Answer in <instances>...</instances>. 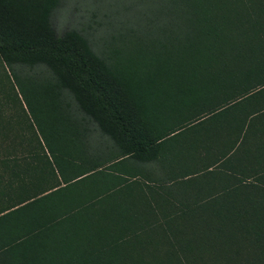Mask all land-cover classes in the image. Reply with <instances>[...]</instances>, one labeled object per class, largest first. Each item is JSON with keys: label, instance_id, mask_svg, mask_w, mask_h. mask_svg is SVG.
Masks as SVG:
<instances>
[{"label": "trees", "instance_id": "trees-1", "mask_svg": "<svg viewBox=\"0 0 264 264\" xmlns=\"http://www.w3.org/2000/svg\"><path fill=\"white\" fill-rule=\"evenodd\" d=\"M67 1L0 0V264H264V0Z\"/></svg>", "mask_w": 264, "mask_h": 264}, {"label": "rangeland", "instance_id": "rangeland-1", "mask_svg": "<svg viewBox=\"0 0 264 264\" xmlns=\"http://www.w3.org/2000/svg\"><path fill=\"white\" fill-rule=\"evenodd\" d=\"M121 4V0H68L64 9L58 14L56 20L57 26L70 22L76 23L78 20H86V17L93 18V21L101 20L115 21L123 19V14H115L114 12ZM94 15V16H93ZM130 17L129 15H125ZM94 36L98 37L105 32L112 30L113 25H94Z\"/></svg>", "mask_w": 264, "mask_h": 264}]
</instances>
